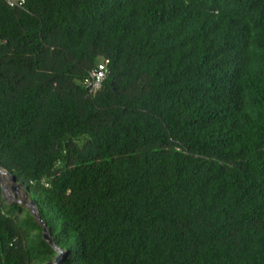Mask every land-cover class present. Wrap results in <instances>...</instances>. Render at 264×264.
Masks as SVG:
<instances>
[{
  "label": "trees",
  "instance_id": "1",
  "mask_svg": "<svg viewBox=\"0 0 264 264\" xmlns=\"http://www.w3.org/2000/svg\"><path fill=\"white\" fill-rule=\"evenodd\" d=\"M0 167V264H264V0H0Z\"/></svg>",
  "mask_w": 264,
  "mask_h": 264
},
{
  "label": "rangeland",
  "instance_id": "2",
  "mask_svg": "<svg viewBox=\"0 0 264 264\" xmlns=\"http://www.w3.org/2000/svg\"><path fill=\"white\" fill-rule=\"evenodd\" d=\"M98 62H101L99 59ZM0 181L3 189V197L9 203H19L23 207H27L30 210L33 209L32 202L27 198L24 193V190L20 185H17L9 173L4 172L0 174ZM34 214V213H33ZM36 215V214H34ZM58 256L55 257L52 264H60L61 260L63 259L65 253L61 250H58Z\"/></svg>",
  "mask_w": 264,
  "mask_h": 264
},
{
  "label": "built area",
  "instance_id": "3",
  "mask_svg": "<svg viewBox=\"0 0 264 264\" xmlns=\"http://www.w3.org/2000/svg\"><path fill=\"white\" fill-rule=\"evenodd\" d=\"M8 5L21 7L24 5L25 0H6ZM107 61L98 64L97 68L91 73L90 77L86 79V87L90 92L95 93L101 87L107 75Z\"/></svg>",
  "mask_w": 264,
  "mask_h": 264
},
{
  "label": "water",
  "instance_id": "4",
  "mask_svg": "<svg viewBox=\"0 0 264 264\" xmlns=\"http://www.w3.org/2000/svg\"><path fill=\"white\" fill-rule=\"evenodd\" d=\"M4 172H6L2 167H0V174H2V173H4ZM8 173V172H7ZM11 176V175H10ZM12 177V176H11ZM12 179H13V177H12ZM14 181V180H13ZM33 205V204H32ZM31 212L32 213H34V214H36L37 215V217H38V212H37V209H36V207L34 206L33 207V209H31ZM44 237H45V239H47V240H50V236H49V234H48V228H46V226H45V229H44ZM49 264H52V263H49Z\"/></svg>",
  "mask_w": 264,
  "mask_h": 264
}]
</instances>
